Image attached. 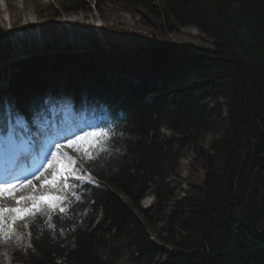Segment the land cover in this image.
Returning <instances> with one entry per match:
<instances>
[{"label":"trees","instance_id":"trees-1","mask_svg":"<svg viewBox=\"0 0 264 264\" xmlns=\"http://www.w3.org/2000/svg\"><path fill=\"white\" fill-rule=\"evenodd\" d=\"M106 1L96 0V8ZM119 1L162 11L165 23L150 47L106 49L92 37L84 53L48 55L53 50L45 46L7 64L16 48L0 26V82L14 70L0 90V134L9 113L31 128L48 110L47 97L59 94L118 134L105 161L83 164L94 180L83 184L73 219L57 224L63 235L37 231L31 221L28 229L16 226L23 236L19 259L264 264V0ZM60 6L73 12L90 4L61 0ZM184 25L196 26L213 48L163 38ZM57 26L43 25L56 44ZM162 128L172 136L163 137ZM187 149L184 189L179 169ZM150 193L154 203L144 209Z\"/></svg>","mask_w":264,"mask_h":264},{"label":"rangeland","instance_id":"rangeland-1","mask_svg":"<svg viewBox=\"0 0 264 264\" xmlns=\"http://www.w3.org/2000/svg\"><path fill=\"white\" fill-rule=\"evenodd\" d=\"M95 1L87 0L90 4L88 9L67 12L60 6L61 0H43L41 4H37L35 0H7L9 7L0 0V26L11 37L20 54H26L33 46L40 50L44 45H50L51 48L56 47L51 31L40 27L45 24L56 23L58 25L55 33L58 36L60 48H66L69 45L87 48L92 37L102 36V41L107 45L136 50L150 47L153 34L157 33V26L165 23L162 11L154 13L146 6L133 7L118 0L102 2L96 8ZM50 4H53L54 8ZM163 38L172 40L179 45L192 44L203 48H213L211 40H208L205 34L192 25L180 26L177 31L171 34L167 33ZM49 101L51 102V100ZM53 108L51 105V110ZM90 125H98V122L91 120ZM87 130H91L90 127ZM80 133L81 130L78 134ZM69 138H74V136ZM65 142L64 138L60 141V143ZM210 142L211 137L209 136L205 142L206 146H209ZM39 144L45 153L54 150L48 143H42V140ZM65 151L74 159H80V153L74 148L65 149ZM191 157V151L185 150V157L181 162V172L184 174L181 175L182 187L184 189H187L185 179L188 176ZM171 179L175 182L174 176ZM50 190L42 189V193ZM177 192L180 193L179 188H177ZM22 198V195L17 196L16 201L19 199L20 204L18 205L16 202V207H23ZM153 202L154 200L151 198L145 199L141 202V207L148 208ZM152 234L156 236L154 232ZM12 240L10 251L2 250L8 264H11L12 259H17L16 250L22 242V237L16 230H13L7 241L1 245L9 244ZM121 264L135 263L126 256L122 259Z\"/></svg>","mask_w":264,"mask_h":264},{"label":"snow or ice","instance_id":"snow-or-ice-1","mask_svg":"<svg viewBox=\"0 0 264 264\" xmlns=\"http://www.w3.org/2000/svg\"><path fill=\"white\" fill-rule=\"evenodd\" d=\"M23 126L22 119L17 116L16 124L11 123L6 128V135L0 134V156H12L20 159L23 151L16 143V137L21 133L18 130ZM91 130L81 129V133H74V138L65 137L67 146L80 153V159H74L65 150L64 143H54L45 153L44 160L36 168L35 172L19 177L10 175L11 178L0 177V198L7 197L16 191L31 188L34 191L37 185L33 180H39L48 169H55L52 178L42 182L41 189H51L40 195H28L22 199L25 207H0V243H5L11 236L15 226L20 224L25 229L31 226L37 231L47 229L50 233L59 231L64 233L63 227H57L65 219L71 221L75 214L74 205L83 203V184L92 183L94 177L84 163L100 165L115 150L113 145L118 135L111 124L90 125ZM20 204V200H17ZM74 230V229H73ZM31 236V232L28 233ZM28 247H32L29 243ZM34 251V249H33Z\"/></svg>","mask_w":264,"mask_h":264},{"label":"bare ground","instance_id":"bare-ground-1","mask_svg":"<svg viewBox=\"0 0 264 264\" xmlns=\"http://www.w3.org/2000/svg\"><path fill=\"white\" fill-rule=\"evenodd\" d=\"M18 14V13H17ZM15 17V15H14ZM13 20V19H12ZM65 144V148L64 149H69L70 147L67 146V141L64 143ZM183 161V159L181 160V162ZM55 171V169H48V171L44 172V175L40 177L39 180H33V183L37 185V189L34 191L31 188H25V189H21L19 191H16L15 193L7 196V197H3L0 198V207H8V208H14L16 207V198L18 195H22L23 197H26L28 195H40L43 194L42 193V189H41V184L42 182L45 180V178L47 179H51L52 178V173ZM179 174L180 175H184L181 172V167L179 169ZM11 178V177H9ZM182 178V177H181ZM51 191V190H50ZM26 205V202H25ZM13 244V240L11 242H9V244L6 245H1L0 244V264H8V261L5 259V253L2 252V250L5 251H10L11 249V245ZM16 259H12L11 263L14 264Z\"/></svg>","mask_w":264,"mask_h":264}]
</instances>
